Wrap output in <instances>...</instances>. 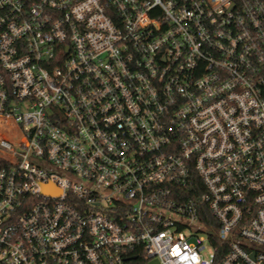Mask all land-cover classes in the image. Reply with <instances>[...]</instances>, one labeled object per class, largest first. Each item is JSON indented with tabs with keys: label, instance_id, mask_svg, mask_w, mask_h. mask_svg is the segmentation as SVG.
Listing matches in <instances>:
<instances>
[{
	"label": "built area",
	"instance_id": "obj_1",
	"mask_svg": "<svg viewBox=\"0 0 264 264\" xmlns=\"http://www.w3.org/2000/svg\"><path fill=\"white\" fill-rule=\"evenodd\" d=\"M151 258L264 264V0H0V264Z\"/></svg>",
	"mask_w": 264,
	"mask_h": 264
},
{
	"label": "rangeland",
	"instance_id": "obj_2",
	"mask_svg": "<svg viewBox=\"0 0 264 264\" xmlns=\"http://www.w3.org/2000/svg\"><path fill=\"white\" fill-rule=\"evenodd\" d=\"M149 264H160V262L156 258H151Z\"/></svg>",
	"mask_w": 264,
	"mask_h": 264
},
{
	"label": "trees",
	"instance_id": "obj_3",
	"mask_svg": "<svg viewBox=\"0 0 264 264\" xmlns=\"http://www.w3.org/2000/svg\"><path fill=\"white\" fill-rule=\"evenodd\" d=\"M222 256V251H220L219 253H218V258H220Z\"/></svg>",
	"mask_w": 264,
	"mask_h": 264
}]
</instances>
